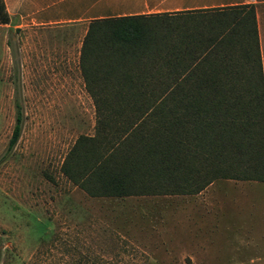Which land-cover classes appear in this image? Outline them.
<instances>
[{"label":"rangeland","instance_id":"1","mask_svg":"<svg viewBox=\"0 0 264 264\" xmlns=\"http://www.w3.org/2000/svg\"><path fill=\"white\" fill-rule=\"evenodd\" d=\"M238 7L169 20L202 28ZM1 14L0 264H264V182L220 179L195 195L121 200L67 179L63 159L95 120L79 67L87 26L42 31ZM15 100L22 129L9 146Z\"/></svg>","mask_w":264,"mask_h":264},{"label":"trees","instance_id":"2","mask_svg":"<svg viewBox=\"0 0 264 264\" xmlns=\"http://www.w3.org/2000/svg\"><path fill=\"white\" fill-rule=\"evenodd\" d=\"M169 17L87 26L79 67L95 107L93 132L76 138L61 172L88 196L194 195L220 179L264 182L255 6L239 5L202 28ZM15 106L9 146L22 129Z\"/></svg>","mask_w":264,"mask_h":264},{"label":"crops","instance_id":"3","mask_svg":"<svg viewBox=\"0 0 264 264\" xmlns=\"http://www.w3.org/2000/svg\"><path fill=\"white\" fill-rule=\"evenodd\" d=\"M0 3L2 18H8L4 24L16 20L18 26L35 27L42 31H54L64 26L81 28L102 18L160 14L174 16L190 11L203 12L252 4L255 6L259 37V20L264 17V0H0Z\"/></svg>","mask_w":264,"mask_h":264}]
</instances>
